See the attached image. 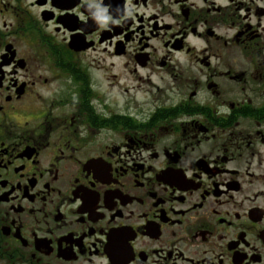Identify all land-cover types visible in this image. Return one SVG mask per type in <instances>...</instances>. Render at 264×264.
<instances>
[{"label":"flooded vegetation","instance_id":"flooded-vegetation-1","mask_svg":"<svg viewBox=\"0 0 264 264\" xmlns=\"http://www.w3.org/2000/svg\"><path fill=\"white\" fill-rule=\"evenodd\" d=\"M0 264H264V0H0Z\"/></svg>","mask_w":264,"mask_h":264}]
</instances>
